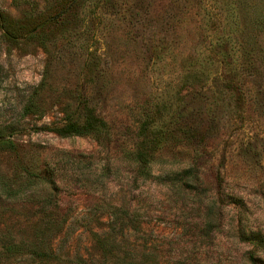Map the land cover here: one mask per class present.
I'll return each mask as SVG.
<instances>
[{
    "label": "rangeland",
    "instance_id": "374dc122",
    "mask_svg": "<svg viewBox=\"0 0 264 264\" xmlns=\"http://www.w3.org/2000/svg\"><path fill=\"white\" fill-rule=\"evenodd\" d=\"M69 1L0 12L28 29ZM44 31L0 25V264H264V0H76ZM83 103L106 149L52 131Z\"/></svg>",
    "mask_w": 264,
    "mask_h": 264
},
{
    "label": "trees",
    "instance_id": "16d2710c",
    "mask_svg": "<svg viewBox=\"0 0 264 264\" xmlns=\"http://www.w3.org/2000/svg\"><path fill=\"white\" fill-rule=\"evenodd\" d=\"M76 0H70L67 4H60L59 10L52 17H48L45 21L36 23L32 27H26L22 25L15 26L9 22L8 17L0 12V25L3 29L4 36L11 42H16L21 36L25 39H32L44 46L47 42V37L44 29L50 26H62L67 20V13L73 7ZM45 48V47H44ZM42 89V83L39 84L30 95L27 103L22 109V115L38 114L37 99ZM83 108L76 114L68 113L65 115L64 124L60 127L52 129L53 132L59 134L62 137L69 136H92L97 143L107 148L109 146L110 137L107 132L106 123L104 120L97 116L92 110L86 108V103H83ZM158 140L151 136V140L148 138L141 139L138 148L132 153L134 163L139 170L144 173L148 169L149 165L154 160L153 150L156 148ZM15 145L11 139L2 136L0 133V151H14ZM252 262L254 263L253 258Z\"/></svg>",
    "mask_w": 264,
    "mask_h": 264
}]
</instances>
